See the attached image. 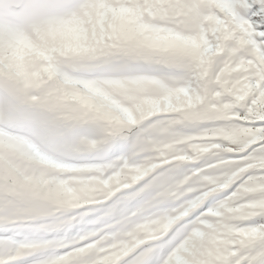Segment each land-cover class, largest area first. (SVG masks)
<instances>
[{"label": "snow or ice", "instance_id": "1", "mask_svg": "<svg viewBox=\"0 0 264 264\" xmlns=\"http://www.w3.org/2000/svg\"><path fill=\"white\" fill-rule=\"evenodd\" d=\"M0 264H264V0H0Z\"/></svg>", "mask_w": 264, "mask_h": 264}]
</instances>
